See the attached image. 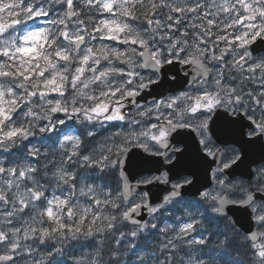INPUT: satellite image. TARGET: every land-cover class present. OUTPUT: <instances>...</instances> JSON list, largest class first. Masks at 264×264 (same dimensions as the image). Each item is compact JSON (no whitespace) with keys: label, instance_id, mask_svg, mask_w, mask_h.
<instances>
[{"label":"snow or ice","instance_id":"obj_1","mask_svg":"<svg viewBox=\"0 0 264 264\" xmlns=\"http://www.w3.org/2000/svg\"><path fill=\"white\" fill-rule=\"evenodd\" d=\"M0 149V264H264V0H0Z\"/></svg>","mask_w":264,"mask_h":264},{"label":"trees","instance_id":"obj_2","mask_svg":"<svg viewBox=\"0 0 264 264\" xmlns=\"http://www.w3.org/2000/svg\"><path fill=\"white\" fill-rule=\"evenodd\" d=\"M146 4H148V0H145ZM159 2V0H157ZM150 7V4L148 5ZM136 23H142V21H137ZM2 149H0L1 151ZM3 151V150H2ZM2 153V152H1ZM7 154V153H6ZM105 183V181H110V180H101ZM131 228L128 225H125L123 230H128ZM215 227H212L211 231H215ZM209 233L206 231L205 236L207 237ZM145 241V240H143ZM50 243H55L54 241H50ZM146 243V241H145ZM59 246V245H58ZM112 243L109 240H105L104 243V252L108 257H111L112 253L110 248L112 247ZM150 245L144 244L142 249L149 248ZM209 249L212 250L211 256L213 259L216 260V264H232L233 261L238 262V264H247L249 260V256L246 254V249L244 247L243 242L238 238L234 237L231 233H227L226 235H213L210 238V243H209ZM158 252V251H156ZM39 254V253H38ZM69 257H58V259H67L69 261ZM129 258L127 257L125 260H128ZM135 259V258H133ZM204 259H208V257H204ZM123 260V261H125ZM148 264H151V260L148 261Z\"/></svg>","mask_w":264,"mask_h":264},{"label":"rangeland","instance_id":"obj_3","mask_svg":"<svg viewBox=\"0 0 264 264\" xmlns=\"http://www.w3.org/2000/svg\"><path fill=\"white\" fill-rule=\"evenodd\" d=\"M208 2L210 4L211 3V0H208ZM217 2H219V0H217ZM214 10L215 9H213V11ZM167 14H168V9L167 8L162 9V11L160 12V15L162 17H166ZM177 35H179V33H177ZM189 39H191V37ZM259 54L260 53H257V54H254V55L258 56ZM228 59L230 60L231 57H228ZM257 75H259V73H257ZM225 78H226V80H229L230 82H232L234 84H237V85H239L241 83L242 79H243V77L241 76V74L238 71H236V70H232L231 72H228L226 70L225 71ZM244 87H245V90L247 91L249 88H256L257 86L254 85V84H252L251 82H248V83H246L244 85ZM38 138L39 137L37 136V139ZM98 139H102V137H98ZM6 157H7V154L4 151L1 150L0 151V159H5ZM49 158L51 159L52 157H49ZM56 159H59V157H56ZM41 163L43 164L44 161H41ZM97 183L104 184L102 181H98ZM51 191H52V187L49 188V192H51ZM133 199H134V197H133ZM164 222L165 221H163V220L160 222L161 223V226H163ZM146 235H147V239H145L146 243H145V241H141V247H143L144 244H148L150 246H149V248H146V249H143V250L145 252L159 251V247H158L159 246V243L165 240V236L162 235V234H156V235H148V234H146ZM89 243H90V241L89 240H86L84 238H81V240L79 242V244H83V245H87ZM77 250L78 251L82 250L84 252H89V251H91V248L85 247L83 249H79V245H77ZM121 251L123 252V249ZM37 255H38V258H39V255L40 254H37ZM127 257L128 256L126 254L125 255H122V257H121L122 261L125 260ZM68 264H71V257H69ZM129 264H131V261H129Z\"/></svg>","mask_w":264,"mask_h":264},{"label":"flooded vegetation","instance_id":"obj_4","mask_svg":"<svg viewBox=\"0 0 264 264\" xmlns=\"http://www.w3.org/2000/svg\"><path fill=\"white\" fill-rule=\"evenodd\" d=\"M176 67L179 68L180 65H176ZM181 74L183 75V73H181ZM257 117H259V113H257ZM216 131L218 132V129H216ZM193 135H195V134H193ZM209 136L212 137L210 135V133H209ZM212 139H213V141H215V138L212 137ZM216 146L217 147H223V145H216ZM179 147L182 148L183 145H180ZM231 147L239 148V145H231ZM250 152H251L252 158L257 161V164L250 165L249 166V169H248L249 171H251L252 169H254L255 167H257L258 164H259V162H260V148H259V146H256L255 148L251 149ZM213 167H215V165H213ZM198 170L201 171L198 175H200V176L203 177V179L200 181V185L201 184H204L205 182H207L208 180H210L211 185L208 188L204 189V190H211L214 187V183H213L212 176H211V171L209 170L208 173L206 174L204 168L199 167L198 165L195 164V167H193V172H196ZM206 175L208 177H206ZM195 176H196V174H195ZM190 178L193 179V177H190ZM246 178L247 177H239V176L237 177V179H246Z\"/></svg>","mask_w":264,"mask_h":264},{"label":"water","instance_id":"obj_5","mask_svg":"<svg viewBox=\"0 0 264 264\" xmlns=\"http://www.w3.org/2000/svg\"><path fill=\"white\" fill-rule=\"evenodd\" d=\"M256 53H259V52H255L254 54ZM189 71L191 72H194L195 71V66H192L191 68L188 69ZM182 75V74H181ZM190 78V77H189ZM148 100H151V97H148ZM144 101L142 100L141 103H143ZM210 129H213L214 131H216V129L213 128V125L211 124L210 122V125H209ZM210 135L215 138V136H213V131H209ZM134 151H139V149H135ZM184 166L187 167L189 170L193 171V167H195V164L186 160L184 162ZM201 171L198 170L195 172L196 176H193V180L196 181V187H199L200 186V181L203 179L202 176L198 175ZM206 177H208L206 175ZM205 177V178H206ZM173 179L175 180V176L173 177ZM134 184V181L132 182ZM206 185V188L209 187L211 185V182L210 180H208L207 182L204 183ZM163 187V186H162ZM194 190V189H193ZM204 190V189H202ZM161 195H164V193L162 192ZM145 219H147V217H145ZM130 225V224H129Z\"/></svg>","mask_w":264,"mask_h":264},{"label":"bare ground","instance_id":"obj_6","mask_svg":"<svg viewBox=\"0 0 264 264\" xmlns=\"http://www.w3.org/2000/svg\"><path fill=\"white\" fill-rule=\"evenodd\" d=\"M157 238V237H156ZM157 240V239H156Z\"/></svg>","mask_w":264,"mask_h":264}]
</instances>
